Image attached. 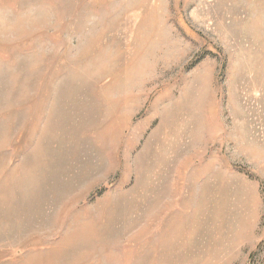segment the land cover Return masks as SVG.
<instances>
[{"label": "rangeland", "instance_id": "374dc122", "mask_svg": "<svg viewBox=\"0 0 264 264\" xmlns=\"http://www.w3.org/2000/svg\"><path fill=\"white\" fill-rule=\"evenodd\" d=\"M264 264V0H0V264Z\"/></svg>", "mask_w": 264, "mask_h": 264}, {"label": "bare ground", "instance_id": "6f19581e", "mask_svg": "<svg viewBox=\"0 0 264 264\" xmlns=\"http://www.w3.org/2000/svg\"><path fill=\"white\" fill-rule=\"evenodd\" d=\"M31 264H41V261L40 260H35V261L31 262Z\"/></svg>", "mask_w": 264, "mask_h": 264}]
</instances>
